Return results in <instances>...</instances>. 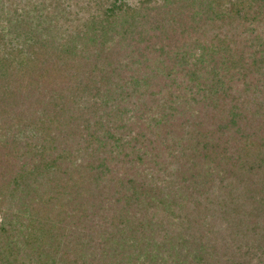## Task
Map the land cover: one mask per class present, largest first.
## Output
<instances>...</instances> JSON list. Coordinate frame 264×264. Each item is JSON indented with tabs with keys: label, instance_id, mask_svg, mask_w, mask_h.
Returning <instances> with one entry per match:
<instances>
[{
	"label": "trees",
	"instance_id": "trees-1",
	"mask_svg": "<svg viewBox=\"0 0 264 264\" xmlns=\"http://www.w3.org/2000/svg\"><path fill=\"white\" fill-rule=\"evenodd\" d=\"M128 1L0 0V264H180L147 252L137 178L200 144L212 165L215 126L243 137L214 166L222 213L242 234L264 216V0ZM188 125L175 149L162 128Z\"/></svg>",
	"mask_w": 264,
	"mask_h": 264
},
{
	"label": "rangeland",
	"instance_id": "rangeland-1",
	"mask_svg": "<svg viewBox=\"0 0 264 264\" xmlns=\"http://www.w3.org/2000/svg\"><path fill=\"white\" fill-rule=\"evenodd\" d=\"M136 1L138 0H129L128 2L132 4ZM191 122L197 129L196 126H198L197 123L199 122L192 119ZM27 125L32 126L30 120ZM215 127V134L197 129L200 132V136H198L200 139L202 138L201 136H206L203 142L207 140L210 149L214 145L224 147V150L220 152V156L212 165H210L212 151L202 150L200 144L196 157L190 159L184 169H178L180 164L176 158H168L163 153L166 157L163 176L159 174L158 177L154 176L153 178L151 175L145 176L144 173H141L139 178H137V180L145 178L147 181H152L150 189L153 188L154 193H152V197L146 204L148 213L146 212L147 216L143 220L141 227L143 229V226L146 225L149 229V240L146 239L148 242L147 252L158 254L160 262L162 260L168 262L170 258H173V260L176 258L175 261L179 260L178 263L180 264H264V252H262L264 251V244L262 243L264 239V216L255 212L253 225L251 226L250 224L254 232L242 234L241 230L233 228L235 227L233 224L238 223L234 222L232 214L226 215L227 213H222L228 206L226 204L227 201H222L221 197L222 195H228L227 191L224 190L226 192L224 193L216 190V187H220L222 182L215 174L214 166L223 159H230L231 156L234 158V155L239 153H236V151L238 143L243 139L242 134L238 129L236 130L235 126ZM188 128L193 129V126L188 125L185 129L180 128V130L172 127H163L162 130L164 136L167 134L170 138L176 137L177 144L174 146L177 149L178 145L185 146L191 137L190 132H187ZM170 130H172V133H170ZM78 138L82 139L81 134L78 135ZM209 151H211V154L206 155ZM192 161L199 162L193 164ZM153 165L148 166V168H154L155 166ZM155 168L158 172V168ZM132 174L129 172L131 178ZM113 175H116V179L121 176V174L117 175L116 171H114ZM170 188L186 189L187 192L184 194H187V196L183 198V192H180L183 195L171 196L169 194ZM94 190L95 186L93 187ZM201 191L203 192L201 193ZM239 193L242 192H236L234 198L244 195ZM191 197L199 198V201L202 202L201 206L209 205L211 214H208L210 213L208 211L205 217L194 216L196 209L192 200L195 199ZM241 198L240 203L248 202L246 197ZM109 203L108 200L104 199L102 205L108 206ZM143 205L145 206V204ZM237 205L235 204V206ZM111 217L112 214H109V219H98L101 224L109 225L110 222L111 229L118 230V227L111 223ZM114 221L117 223L116 220ZM137 237L141 238V234H138ZM131 251L136 252L134 248ZM174 252L175 255H172Z\"/></svg>",
	"mask_w": 264,
	"mask_h": 264
}]
</instances>
